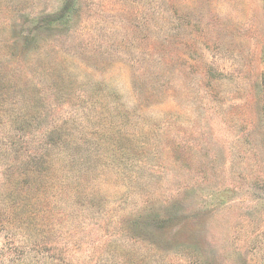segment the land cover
Instances as JSON below:
<instances>
[{"label": "rangeland", "instance_id": "obj_1", "mask_svg": "<svg viewBox=\"0 0 264 264\" xmlns=\"http://www.w3.org/2000/svg\"><path fill=\"white\" fill-rule=\"evenodd\" d=\"M0 264H264V0H0Z\"/></svg>", "mask_w": 264, "mask_h": 264}, {"label": "trees", "instance_id": "obj_2", "mask_svg": "<svg viewBox=\"0 0 264 264\" xmlns=\"http://www.w3.org/2000/svg\"><path fill=\"white\" fill-rule=\"evenodd\" d=\"M69 10H70V6L68 5V8H63V11H61V13H60V16H59V18H63V17H65V16H67L68 15V13H69ZM50 18V17H49ZM56 18V17H55ZM55 18H53V19H51V21L52 20H54ZM59 18H57V19H59ZM48 20V19H47Z\"/></svg>", "mask_w": 264, "mask_h": 264}]
</instances>
